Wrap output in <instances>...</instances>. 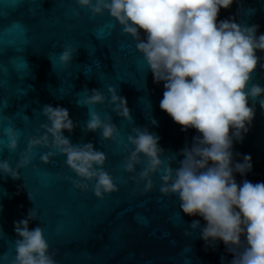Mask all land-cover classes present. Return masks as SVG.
I'll list each match as a JSON object with an SVG mask.
<instances>
[{
	"label": "water",
	"instance_id": "obj_1",
	"mask_svg": "<svg viewBox=\"0 0 264 264\" xmlns=\"http://www.w3.org/2000/svg\"><path fill=\"white\" fill-rule=\"evenodd\" d=\"M233 17L241 24L259 25L264 33V0H236L220 19ZM71 47L67 68L59 63V54ZM259 62L248 84L264 87V51L257 52ZM126 98L131 120L117 115L109 102L108 87ZM92 89L105 96L103 104L82 105ZM163 82L153 81L135 41L105 11L93 15L78 0H0V162L7 161L18 179L0 172V264L15 258L14 221L29 211L35 218L29 228L39 226L56 264H231L246 247L244 236L239 247L229 251L223 243L205 246L200 237L204 221L184 215L178 196L163 194L164 168L173 171L183 159L181 150L190 147L194 129L181 127L160 109ZM264 94L249 99L255 117L242 143L234 144V159L250 154L252 170L241 177L253 183L264 181ZM80 100L81 103H78ZM62 106L75 127L65 131L73 145L92 143L103 151V169L113 176L118 191L99 199L93 185L74 189L77 179L67 167L66 157L49 145L34 146L26 166H19L28 153L29 141L44 135V105ZM111 122L119 135L104 140L101 131H86L89 112ZM156 124H152V120ZM17 135L15 150L8 148L6 129ZM134 129L147 130L159 137L162 166L151 174L152 188L145 192V180L139 178L146 166L141 155L133 172L125 171V162L134 150L128 136ZM52 152L47 163L41 156ZM31 196V200L29 199ZM193 220L200 226L190 227ZM7 256V261L3 258ZM223 258V259H221Z\"/></svg>",
	"mask_w": 264,
	"mask_h": 264
},
{
	"label": "clouds",
	"instance_id": "obj_2",
	"mask_svg": "<svg viewBox=\"0 0 264 264\" xmlns=\"http://www.w3.org/2000/svg\"><path fill=\"white\" fill-rule=\"evenodd\" d=\"M236 0H78L93 15L105 11L122 29V33L135 41L139 53L151 71L154 83L163 82L164 91L160 109L182 131L194 129L190 147L181 150L183 159L174 171L164 168L163 194H175L181 212L204 221L200 237L205 246L223 243L233 251L244 236L246 247L237 255L233 252L231 264H264V181L253 183L243 179L237 183L235 174L246 176L252 170L250 154L235 160V143H242L255 117V108L249 99L264 94V87L253 84L248 88L251 74L259 62L258 51H264V33L259 25L241 24L235 18H219L220 11L229 9ZM72 48L59 54V63L67 68L72 59ZM110 103L114 111L125 120H131L126 98L109 86ZM97 89L85 95L82 105L89 108L105 102ZM78 103H81L78 100ZM264 109V99L260 100ZM47 123L44 135L29 141L28 153L19 166H26L34 146H51L66 157L67 167L77 179L74 189L86 191L89 182L94 195L118 191L113 176L103 169L106 155L92 143L73 145L64 135L75 127L69 112L62 106L44 105ZM86 131H101L104 140H113L118 129L89 112ZM152 124L156 121L153 119ZM128 136L133 151L125 162V171L133 172L143 155L147 163L139 178L145 180V192L152 188L149 179L162 166L159 137L147 130L134 129ZM9 150L17 147V135L11 127L6 129ZM52 152L41 156L48 162ZM0 172L18 179L8 162H0ZM31 196L29 199L31 200ZM35 212L14 221L15 258L10 264H56L49 254V245L39 226L29 228ZM200 226L193 220L190 227ZM223 259V258H221ZM7 261V256L3 258Z\"/></svg>",
	"mask_w": 264,
	"mask_h": 264
}]
</instances>
